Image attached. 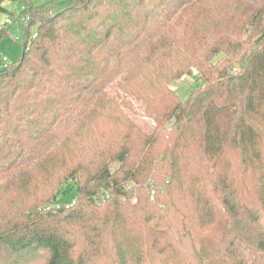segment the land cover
Segmentation results:
<instances>
[{"label": "trees", "instance_id": "obj_1", "mask_svg": "<svg viewBox=\"0 0 264 264\" xmlns=\"http://www.w3.org/2000/svg\"><path fill=\"white\" fill-rule=\"evenodd\" d=\"M21 15L0 70V264H264V0ZM193 69L182 101L170 85Z\"/></svg>", "mask_w": 264, "mask_h": 264}, {"label": "rangeland", "instance_id": "obj_2", "mask_svg": "<svg viewBox=\"0 0 264 264\" xmlns=\"http://www.w3.org/2000/svg\"><path fill=\"white\" fill-rule=\"evenodd\" d=\"M72 0H8L6 2V7L9 9L13 15L0 14V27L6 25L8 19L15 20V12H18L21 16V20L14 21V24L10 27V33L12 39H4L0 43V70H2L6 65L16 63L20 60L22 54V44H23V34L25 32L24 24L29 21L28 16L21 15L27 4L36 7H49L54 9V11L65 9L71 4ZM52 3V4H51ZM36 33V28L32 27L30 30L31 38L34 37ZM19 38V39H18ZM6 58L7 62L3 59ZM239 70L236 68L234 73ZM201 84L200 75L196 69H193L191 74L183 76L171 83L170 88L178 96L179 99L185 101L188 99L190 94ZM135 108H139V105L133 101ZM137 120L139 125L147 132H152L153 124L151 120L146 118L141 111H137ZM120 165L114 163L111 165V171L115 172L119 169ZM77 189L75 184L72 182L67 186H64L58 197V205L70 207L73 201L76 200ZM100 197L102 195H99ZM151 199L154 200V192L151 193ZM138 199L134 198L133 203ZM100 206L101 202L97 201ZM217 232V231H216ZM190 259V257H189Z\"/></svg>", "mask_w": 264, "mask_h": 264}, {"label": "built area", "instance_id": "obj_3", "mask_svg": "<svg viewBox=\"0 0 264 264\" xmlns=\"http://www.w3.org/2000/svg\"><path fill=\"white\" fill-rule=\"evenodd\" d=\"M14 16L16 17L15 20L8 19V20L6 21V24H8V25H12V24H14V21L21 20V16H20V14H19L18 12H15ZM35 35H36V34H35ZM35 35H34V36H35ZM18 39H19V38H18ZM3 61H4V62H7V59L4 58Z\"/></svg>", "mask_w": 264, "mask_h": 264}]
</instances>
